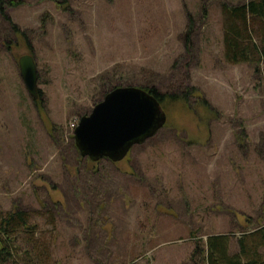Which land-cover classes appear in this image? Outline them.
I'll return each instance as SVG.
<instances>
[{"label":"rangeland","instance_id":"374dc122","mask_svg":"<svg viewBox=\"0 0 264 264\" xmlns=\"http://www.w3.org/2000/svg\"><path fill=\"white\" fill-rule=\"evenodd\" d=\"M12 1L0 13V216L23 210L34 233L3 264H191L212 233L235 252L264 222V58L222 56L220 4L244 0ZM27 53L36 99L18 74ZM113 83L174 98L123 159L92 161L73 129Z\"/></svg>","mask_w":264,"mask_h":264},{"label":"trees","instance_id":"16d2710c","mask_svg":"<svg viewBox=\"0 0 264 264\" xmlns=\"http://www.w3.org/2000/svg\"><path fill=\"white\" fill-rule=\"evenodd\" d=\"M15 4L12 0H0V13L4 4ZM221 38L222 56L228 63L256 64L264 58V0H244L235 4L222 2ZM120 84L109 85L103 95ZM144 90L151 93L159 102L172 95L159 93L155 87L144 85ZM187 93L180 94L185 101ZM201 103L206 105L205 100ZM28 213L14 209L0 216V264L13 258L16 252V240L20 233L30 242L34 233V224H27ZM237 250L229 252V236L223 233H212L204 240L195 243L190 253L191 264H264L259 248H264V222L260 220L251 228L244 230L236 237ZM41 252L36 259L41 262Z\"/></svg>","mask_w":264,"mask_h":264},{"label":"water","instance_id":"95a60500","mask_svg":"<svg viewBox=\"0 0 264 264\" xmlns=\"http://www.w3.org/2000/svg\"><path fill=\"white\" fill-rule=\"evenodd\" d=\"M19 77L27 94L36 99L38 88L34 58H17ZM165 115L158 100L137 86H116L95 103L73 129L74 146L89 160L107 158L113 162L125 157L134 143L141 142L164 124Z\"/></svg>","mask_w":264,"mask_h":264}]
</instances>
